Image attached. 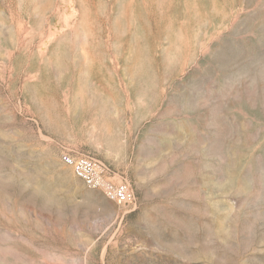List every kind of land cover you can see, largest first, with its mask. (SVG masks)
<instances>
[{
	"label": "rangeland",
	"instance_id": "1",
	"mask_svg": "<svg viewBox=\"0 0 264 264\" xmlns=\"http://www.w3.org/2000/svg\"><path fill=\"white\" fill-rule=\"evenodd\" d=\"M0 264H264V0H0Z\"/></svg>",
	"mask_w": 264,
	"mask_h": 264
},
{
	"label": "built area",
	"instance_id": "2",
	"mask_svg": "<svg viewBox=\"0 0 264 264\" xmlns=\"http://www.w3.org/2000/svg\"><path fill=\"white\" fill-rule=\"evenodd\" d=\"M60 160L72 168L76 177L82 180L84 185L90 189L99 188L108 200L121 205L132 203L134 196L130 187L125 183L113 184L105 178V167L94 159L75 155L70 151L60 153Z\"/></svg>",
	"mask_w": 264,
	"mask_h": 264
}]
</instances>
